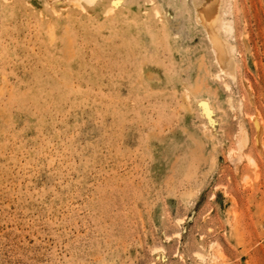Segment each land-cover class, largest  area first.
Returning a JSON list of instances; mask_svg holds the SVG:
<instances>
[{"label": "rangeland", "instance_id": "rangeland-1", "mask_svg": "<svg viewBox=\"0 0 264 264\" xmlns=\"http://www.w3.org/2000/svg\"><path fill=\"white\" fill-rule=\"evenodd\" d=\"M225 3L227 70L196 0H0V264H264V0Z\"/></svg>", "mask_w": 264, "mask_h": 264}, {"label": "bare ground", "instance_id": "bare-ground-1", "mask_svg": "<svg viewBox=\"0 0 264 264\" xmlns=\"http://www.w3.org/2000/svg\"><path fill=\"white\" fill-rule=\"evenodd\" d=\"M196 7L198 18L202 21L209 36L217 45V49H215L216 56L221 67L226 69L227 67L232 66L234 59V56H232L233 47L232 45H227L229 41L227 42L224 40L227 42L226 44L217 34L218 30L228 29L230 27L228 24L226 25L227 21H224L226 7L225 0H196ZM230 28L228 30H231Z\"/></svg>", "mask_w": 264, "mask_h": 264}]
</instances>
